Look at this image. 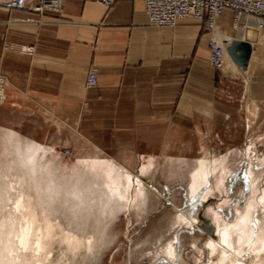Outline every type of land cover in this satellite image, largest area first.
Masks as SVG:
<instances>
[{
  "label": "crops",
  "instance_id": "1",
  "mask_svg": "<svg viewBox=\"0 0 264 264\" xmlns=\"http://www.w3.org/2000/svg\"><path fill=\"white\" fill-rule=\"evenodd\" d=\"M27 17L22 11L0 9V73L6 77L3 103L9 105L11 135L22 139L24 149L35 141L38 145L32 148H38V153L61 147L85 152L70 167L79 165V160H113L133 177L139 176L144 188L151 185L147 175L158 155L189 154L197 148L202 155L190 171V193L196 195L207 183L208 177L192 192L191 174L205 155H226L224 172L218 176L221 184L230 151L212 154L205 148V139L227 114L222 108L238 105L232 87L237 74L245 75L240 94L246 99L247 130L256 110H264V29L249 31L254 38L246 40L249 32L239 35L232 27V12L225 10L218 19L219 29L250 42L252 52L246 70H220L208 63L210 35L201 21L183 19L174 28L148 26L140 0H116L109 6L67 0L60 12H46L40 23L28 22ZM4 40L11 49L3 50ZM23 45L34 46V53L19 51ZM91 69L97 82L87 88ZM254 144L249 142L245 153L250 158L245 175L252 188ZM147 162L148 171H141ZM257 166L261 170H255L262 174L264 164ZM82 176L91 187L102 182L99 192L104 200L103 180L95 173Z\"/></svg>",
  "mask_w": 264,
  "mask_h": 264
},
{
  "label": "rangeland",
  "instance_id": "2",
  "mask_svg": "<svg viewBox=\"0 0 264 264\" xmlns=\"http://www.w3.org/2000/svg\"><path fill=\"white\" fill-rule=\"evenodd\" d=\"M244 76L235 75L232 83L238 105L222 108L227 114L205 139V148L212 154L230 151L227 173L219 184L227 157L205 155L207 161L216 162L211 163L207 183L196 195L190 193V171L202 155L197 148H191L189 154L158 155L156 166L147 175L151 185L140 187L139 192L134 187L125 190L124 178L117 171L113 176L119 185L111 189L102 171L106 161L79 160V165L70 167L85 152L61 147L38 153V148H32L38 145L35 141L24 149L22 139L11 135L9 105L2 102L0 264H221L214 243L229 246V264H264V171H256L261 170L258 163L264 164V110H256L257 117L247 130L246 99L240 94ZM251 138L255 142L253 172H259L253 188L245 175L250 162L246 148L254 143ZM85 173H95L103 180L104 200L111 202L102 200V182L88 186L82 176ZM211 188L214 191L206 193ZM24 218H32L27 249L17 240ZM48 223L49 233L45 232ZM38 240L47 243V248L36 247ZM76 241L77 247L73 246Z\"/></svg>",
  "mask_w": 264,
  "mask_h": 264
},
{
  "label": "built area",
  "instance_id": "3",
  "mask_svg": "<svg viewBox=\"0 0 264 264\" xmlns=\"http://www.w3.org/2000/svg\"><path fill=\"white\" fill-rule=\"evenodd\" d=\"M67 0H0V9L17 10L29 14L28 22H42L46 12H60ZM111 5L116 0H92ZM147 16V25L151 27L174 28L180 20L193 18L203 23L205 33L210 34L208 41V63L222 69L224 65V47L226 38L214 37L216 22L225 10L232 12V27L238 32L249 29H264V0H140ZM11 43L3 41V50L11 49ZM19 51L32 55L34 46L23 45ZM5 75L0 73V104L4 101ZM97 82L95 69L88 72L87 88H93Z\"/></svg>",
  "mask_w": 264,
  "mask_h": 264
},
{
  "label": "bare ground",
  "instance_id": "4",
  "mask_svg": "<svg viewBox=\"0 0 264 264\" xmlns=\"http://www.w3.org/2000/svg\"><path fill=\"white\" fill-rule=\"evenodd\" d=\"M1 10H3V9H1ZM4 11H6V10H4ZM220 18V17H219ZM218 18V19H219ZM239 35H241V36H244V34L246 33V32H249V31H252V32H254V31H257V30H254L253 31V29H249V30H246V31H242V32H238L237 30H235ZM260 31H262V30H260ZM260 31H257V32H260ZM252 32H249L248 33V35L246 36V40H253V38H254V35L252 34ZM210 35V34H209ZM214 37H216V38H219V40L220 39H222V38H226L227 39V42L223 45V47H224V55H223V57H224V65H223V68H232V69H235L236 67H239L231 58H230V56H229V54L227 53V47H228V45L231 43V41L232 40H234V39H238V40H243V39H240V38H232V37H230V36H227L226 34H224L220 29H219V25H218V20H217V22H216V27H215V33H214ZM210 38V37H209ZM243 41H245V40H243ZM248 42V41H247ZM250 43V42H249ZM251 45V44H250ZM251 48H252V46H251ZM20 49H21V46H20ZM251 52H252V50H251ZM251 56V55H250ZM250 59V58H249ZM249 63V62H248ZM248 67V66H247ZM240 68V67H239ZM242 68H240V70H241ZM243 70V69H242ZM5 86H6V78H5ZM4 90H5V87H4ZM259 157V156H258ZM209 158V157H208ZM216 159V158H215ZM258 159H260V158H258ZM261 159H263V161H264V156H262V158ZM223 160L225 161V159L223 158ZM113 161V160H112ZM107 162V164H102V171L104 170V172L106 173V175H107V178L109 179V181H110V184H108L109 183V181H108V188H115L116 186H118L119 185V182H118V185H117V182H115V176H113L114 174H115V172L117 171L118 173H116V174H119L120 176H123V178H124V187H125V190H129L131 187L133 188H135V192H139L140 191V185H141V183H140V180H139V178H135V177H133V175H132V172L130 171V170H127L126 168H123L122 166H118V164L116 165V164H114L113 162ZM221 161V160H220ZM219 161V162H220ZM223 161V162H224ZM96 161H94V159H93V163H95ZM212 162H216V160H213V161H207L206 159H205V157H203L201 160H200V162H199V166H198V169L197 170H195V172L193 173V175H192V187H191V190H192V192H195L196 190H197V188L200 186V184H202V182H204V180L207 178V170L210 168V166H211V163ZM222 162V161H221ZM222 162V163H223ZM92 163V164H93ZM103 163V162H102ZM97 164H99V163H96V165ZM213 164V163H212ZM219 164V163H218ZM221 164V163H220ZM220 164H219V166H220ZM88 165H90V164H88ZM104 165V166H103ZM223 165V164H222ZM96 167V166H95ZM149 162H147L143 167H141V171H143V172H147L148 171V169H149ZM213 167V166H212ZM222 167V166H221ZM218 167H216V169H217ZM220 168V167H219ZM215 169V170H216ZM256 172H253L252 173V176L254 177L253 179H252V182L253 183H256L257 181H255L256 179H255V177L257 176V174H259V172H257V174H255ZM104 174V173H103ZM118 178H119V176H117ZM259 178V177H258ZM121 180V179H120ZM121 184V183H120ZM256 185V184H255ZM114 190V189H113ZM143 190V189H142ZM131 196V195H130ZM264 197H262L261 198V200L263 199ZM125 199V198H124ZM128 200V199H127ZM263 201V200H262ZM18 205H19V203H18ZM30 213V212H29ZM31 214V213H30ZM33 215V214H32ZM27 217V216H26ZM247 217V216H246ZM32 219V218H31ZM31 219H28V220H26V218H24V220L25 221H23L24 223H22L21 224V226H20V229H19V232H18V235H17V240H18V242H19V244L23 247V248H26L27 249V247L29 246V242L28 241H30V240H28L29 239V235H30V231H31V225H32V221H31ZM181 219V218H180ZM250 219V218H249ZM219 223V225H221V222L219 221L218 222ZM244 224V223H243ZM34 225V224H33ZM50 227H51V225L48 223L47 224V229H46V231L45 232H48L49 233V229H50ZM249 228V227H248ZM247 228V230H249ZM51 230V229H50ZM36 231V230H35ZM251 232V231H250ZM260 232H258V234H259ZM258 234H257V236H258ZM45 235H46V233H45ZM71 235V234H70ZM225 235H227V233H225ZM46 236H48V235H46ZM45 236V237H46ZM66 236V235H65ZM262 237V236H261ZM66 238H67V236H66ZM260 238V237H259ZM38 239V238H37ZM44 239V238H43ZM43 239L41 238V240L43 241ZM46 239V238H45ZM72 239L73 240H76L75 239V237H73L72 236ZM47 240V239H46ZM45 240V241H46ZM259 240V239H258ZM70 241V240H69ZM72 241V240H71ZM79 241V240H78ZM260 241V240H259ZM35 242V241H34ZM222 242H224V241H222ZM72 243H74V241L73 242H71V244ZM226 243V242H225ZM28 244V245H27ZM36 244H37V246L36 247H38L39 249H45V248H47L46 246H47V243H43L42 244V242L40 243V240H38V241H36ZM75 244L76 245H73V246H75V247H77L78 246V244H79V242H75ZM34 245H35V243H34ZM244 246V245H243ZM80 247V246H79ZM229 246L227 245V244H216L215 245V243L213 244V249L215 250V252H217L218 253V255H219V257H220V262H221V264H223L222 262H225L226 264H229L228 263V259L230 258V256H228L227 257V253H228V251L229 250H231L230 248H228ZM29 248V247H28ZM33 248V247H32ZM38 249V250H39ZM36 249H35V247H34V251H35ZM213 250V251H214ZM40 252V251H39ZM173 252H172V250H170L169 251V254L171 255ZM261 257V256H260ZM230 260V259H229ZM263 260V259H262ZM219 262V263H220Z\"/></svg>",
  "mask_w": 264,
  "mask_h": 264
},
{
  "label": "water",
  "instance_id": "5",
  "mask_svg": "<svg viewBox=\"0 0 264 264\" xmlns=\"http://www.w3.org/2000/svg\"><path fill=\"white\" fill-rule=\"evenodd\" d=\"M251 50L249 42L238 39L232 40L227 47L230 58L243 70L247 69Z\"/></svg>",
  "mask_w": 264,
  "mask_h": 264
}]
</instances>
